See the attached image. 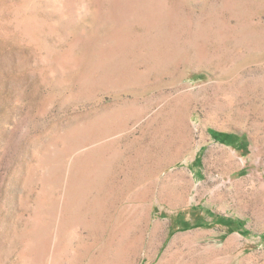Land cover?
<instances>
[{
    "label": "rangeland",
    "instance_id": "rangeland-1",
    "mask_svg": "<svg viewBox=\"0 0 264 264\" xmlns=\"http://www.w3.org/2000/svg\"><path fill=\"white\" fill-rule=\"evenodd\" d=\"M0 264H264V0H0Z\"/></svg>",
    "mask_w": 264,
    "mask_h": 264
},
{
    "label": "trees",
    "instance_id": "trees-1",
    "mask_svg": "<svg viewBox=\"0 0 264 264\" xmlns=\"http://www.w3.org/2000/svg\"><path fill=\"white\" fill-rule=\"evenodd\" d=\"M228 136H229V137L231 136V137L234 138V136H233L232 134H231V135H228ZM231 137H230V138H231ZM225 141H226V140H225ZM230 221H232V220H230ZM230 221H229V222H230ZM233 223H234V221H233ZM237 223H238V222H237ZM238 225H240V223H238Z\"/></svg>",
    "mask_w": 264,
    "mask_h": 264
}]
</instances>
